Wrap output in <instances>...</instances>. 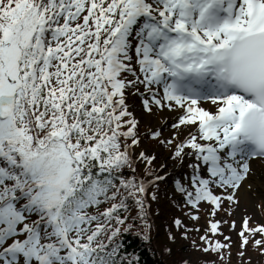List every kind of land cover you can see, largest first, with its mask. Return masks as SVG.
Instances as JSON below:
<instances>
[{"label": "snow or ice", "instance_id": "6c2138e0", "mask_svg": "<svg viewBox=\"0 0 264 264\" xmlns=\"http://www.w3.org/2000/svg\"><path fill=\"white\" fill-rule=\"evenodd\" d=\"M210 6L211 0H0V264H139L121 238L139 221L150 239L148 197L156 199L165 175L154 170L153 154L136 151L144 136L159 141L162 131L140 133L128 89H136L146 110L177 112L174 138L187 133L173 155L193 158L190 177L175 181L188 218L198 220L204 202L215 215L224 199L234 201L250 159L264 158L259 151L244 160L221 154L241 133L246 137L253 113L264 117V0H239L235 19L205 28ZM133 33L139 74L131 63ZM234 48L244 58L251 99L246 89L212 98L206 110L171 87L162 96L154 87L163 72L206 70ZM140 163L146 175L137 171ZM173 223L186 236V223ZM220 223L205 229L202 251L224 247L208 235ZM249 231L264 233V226Z\"/></svg>", "mask_w": 264, "mask_h": 264}, {"label": "trees", "instance_id": "16d2710c", "mask_svg": "<svg viewBox=\"0 0 264 264\" xmlns=\"http://www.w3.org/2000/svg\"><path fill=\"white\" fill-rule=\"evenodd\" d=\"M131 79V77H129ZM148 142L158 143L155 138L144 136ZM158 160L153 162L154 170L158 169ZM137 171H141L146 175L148 169L144 163L137 166ZM126 175L129 173L126 171ZM174 179L165 182H159L156 191V199L151 203L149 223L152 227L148 231L149 240H144V228L139 221L133 222V227L123 233L121 243L125 253L134 254L138 257L139 264H264L263 256L257 255L256 259H252L254 248L248 246L246 250L232 249L229 252H213L202 251L204 242L200 237L205 234V229L199 226L200 219L195 221L191 232H187L186 236L177 229L173 223L174 219L180 218V214H184L183 221L190 228L191 220L187 216L186 208L183 210L178 201L172 196L168 189H173ZM152 189H150L151 193ZM182 201V200H181ZM136 209L133 208L131 214L134 215ZM181 219V218H180ZM193 222V221H192ZM195 229H199L198 231ZM174 234V238H170L169 233ZM139 233V234H137Z\"/></svg>", "mask_w": 264, "mask_h": 264}, {"label": "rangeland", "instance_id": "374dc122", "mask_svg": "<svg viewBox=\"0 0 264 264\" xmlns=\"http://www.w3.org/2000/svg\"><path fill=\"white\" fill-rule=\"evenodd\" d=\"M166 82L167 80L163 81L159 88L156 85L154 86L158 88L161 96L166 87ZM141 92H143V90ZM138 97L139 96H133L132 98H129V106H131V110L137 119L141 122H145V124L151 129L160 128L163 137L173 138L171 126L173 123L178 122L177 112L175 110H169L166 107L157 106H153L150 110H146L142 105V101H140ZM203 104L204 103H201V106H203ZM208 109L212 110L210 107ZM186 135L187 133H181L178 137L183 139ZM140 146L141 149L146 150L151 154L163 151L161 148H148L144 141H142ZM186 159L187 157L184 158L181 164L179 163L169 166L171 163L170 158L166 156L161 163L164 164L165 173H178L185 168ZM203 167L201 166L200 171H204ZM249 174L251 177H254V179L241 182L238 186V190L235 192L234 201L230 202L227 199H224L222 203L225 208L224 211L213 215L215 220L223 223L221 226L222 230H229L228 235L231 237H233L241 228L245 219L255 223L264 222V160L253 162L248 175ZM221 192L222 190L220 188L215 189V194H221Z\"/></svg>", "mask_w": 264, "mask_h": 264}, {"label": "clouds", "instance_id": "9594fccd", "mask_svg": "<svg viewBox=\"0 0 264 264\" xmlns=\"http://www.w3.org/2000/svg\"><path fill=\"white\" fill-rule=\"evenodd\" d=\"M215 74L219 79L229 86H235L242 91L248 90L247 94L253 95L250 82L246 79L244 58L239 48H234L222 54V58L212 64ZM264 125V117L259 112L253 113L245 122L247 135L245 139L254 143L259 152H264V133L261 126Z\"/></svg>", "mask_w": 264, "mask_h": 264}, {"label": "bare ground", "instance_id": "6f19581e", "mask_svg": "<svg viewBox=\"0 0 264 264\" xmlns=\"http://www.w3.org/2000/svg\"><path fill=\"white\" fill-rule=\"evenodd\" d=\"M258 175H259V174H258ZM258 175H257V176H258ZM250 179L253 180L254 177H251L250 175H248L247 181L250 180Z\"/></svg>", "mask_w": 264, "mask_h": 264}]
</instances>
